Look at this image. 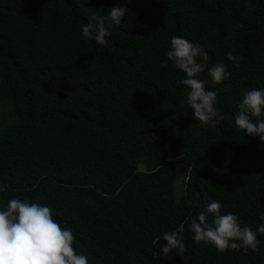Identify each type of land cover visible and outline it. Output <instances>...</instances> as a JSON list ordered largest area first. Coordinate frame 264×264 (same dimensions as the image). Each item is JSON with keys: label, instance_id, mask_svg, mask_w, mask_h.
<instances>
[{"label": "trees", "instance_id": "1", "mask_svg": "<svg viewBox=\"0 0 264 264\" xmlns=\"http://www.w3.org/2000/svg\"><path fill=\"white\" fill-rule=\"evenodd\" d=\"M114 6L128 12L103 47L81 37ZM172 36L230 73L206 84L215 127L193 119L183 73L159 66ZM253 88H264V0H0V207L47 204L88 264H264V235L256 251L218 253L189 229L213 199L242 227L261 223L264 142L234 125ZM174 230L185 251L161 255Z\"/></svg>", "mask_w": 264, "mask_h": 264}, {"label": "clouds", "instance_id": "2", "mask_svg": "<svg viewBox=\"0 0 264 264\" xmlns=\"http://www.w3.org/2000/svg\"><path fill=\"white\" fill-rule=\"evenodd\" d=\"M81 3L82 0H77ZM128 12L126 7L114 6L105 15H93L80 27L84 39H92L103 47L109 37L108 29L120 26L121 18ZM161 68L171 66L183 73L179 83L186 87L184 102L192 110L194 120L202 126H217L223 115L216 108L217 91L206 89V84H220L230 73L224 63L208 65L209 55L198 43L172 36ZM233 64L239 57L226 53ZM206 73L208 80L201 79ZM234 125L245 134L259 137L264 142V88H253L242 93L234 116ZM218 200L203 202V209L189 222L192 239L197 244L211 245L218 253L225 251H256L257 235H264V214L259 215L255 231L241 226L236 214H221ZM183 231V227L179 229ZM75 237L68 227H61L53 217V209L47 204L30 203L28 200L9 199L0 207V264H88V257L75 251ZM161 239V255L173 250L183 253L185 244L177 231L165 232Z\"/></svg>", "mask_w": 264, "mask_h": 264}, {"label": "rangeland", "instance_id": "3", "mask_svg": "<svg viewBox=\"0 0 264 264\" xmlns=\"http://www.w3.org/2000/svg\"><path fill=\"white\" fill-rule=\"evenodd\" d=\"M3 190L0 184V191ZM174 196L178 200L183 196V180L181 178L177 179L174 183Z\"/></svg>", "mask_w": 264, "mask_h": 264}]
</instances>
